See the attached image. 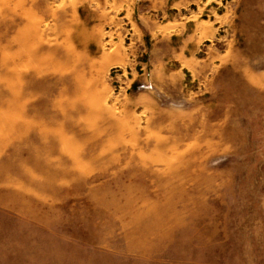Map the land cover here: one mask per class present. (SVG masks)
<instances>
[{
  "label": "rangeland",
  "instance_id": "1",
  "mask_svg": "<svg viewBox=\"0 0 264 264\" xmlns=\"http://www.w3.org/2000/svg\"><path fill=\"white\" fill-rule=\"evenodd\" d=\"M0 264H264V0H0Z\"/></svg>",
  "mask_w": 264,
  "mask_h": 264
}]
</instances>
